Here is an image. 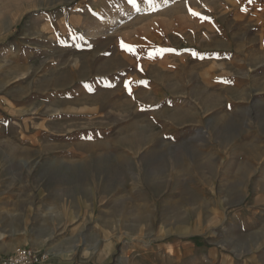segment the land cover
I'll return each mask as SVG.
<instances>
[{"label":"rangeland","instance_id":"1","mask_svg":"<svg viewBox=\"0 0 264 264\" xmlns=\"http://www.w3.org/2000/svg\"><path fill=\"white\" fill-rule=\"evenodd\" d=\"M263 62L264 0H0V264H264Z\"/></svg>","mask_w":264,"mask_h":264},{"label":"built area","instance_id":"2","mask_svg":"<svg viewBox=\"0 0 264 264\" xmlns=\"http://www.w3.org/2000/svg\"><path fill=\"white\" fill-rule=\"evenodd\" d=\"M47 258L45 253L35 249L20 248L9 256L3 264H44Z\"/></svg>","mask_w":264,"mask_h":264},{"label":"bare ground","instance_id":"3","mask_svg":"<svg viewBox=\"0 0 264 264\" xmlns=\"http://www.w3.org/2000/svg\"><path fill=\"white\" fill-rule=\"evenodd\" d=\"M141 10V9H140ZM136 11H138V10H136ZM129 13V12H128ZM128 13H126L125 14V17H128L129 15H132V12H130L129 14ZM126 19H128V18H126ZM44 23H42L41 25H40V27L38 28V30H36V32H39V31H41V29L44 27ZM48 253V255H51L52 253H53V251H52V253L50 252H47Z\"/></svg>","mask_w":264,"mask_h":264},{"label":"crops","instance_id":"4","mask_svg":"<svg viewBox=\"0 0 264 264\" xmlns=\"http://www.w3.org/2000/svg\"><path fill=\"white\" fill-rule=\"evenodd\" d=\"M264 63V62H263ZM264 78V77H263ZM224 260H225V258H224ZM227 260V259H226Z\"/></svg>","mask_w":264,"mask_h":264}]
</instances>
